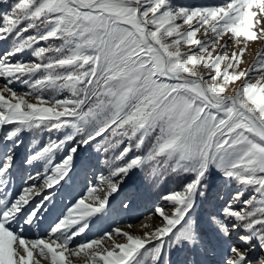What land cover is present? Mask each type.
<instances>
[{"label": "snow or ice", "instance_id": "1", "mask_svg": "<svg viewBox=\"0 0 264 264\" xmlns=\"http://www.w3.org/2000/svg\"><path fill=\"white\" fill-rule=\"evenodd\" d=\"M252 41L264 0H0V264H264Z\"/></svg>", "mask_w": 264, "mask_h": 264}, {"label": "rangeland", "instance_id": "2", "mask_svg": "<svg viewBox=\"0 0 264 264\" xmlns=\"http://www.w3.org/2000/svg\"><path fill=\"white\" fill-rule=\"evenodd\" d=\"M177 2L179 3H185V4H189V5H199V4H203L206 2H219V0H177ZM196 38H200V34L197 33V37ZM189 47H193L191 45L188 46H184L182 48V51H186ZM241 48H243L244 46L241 45ZM233 51H237V57L238 60L240 62V66L244 67V68H248L250 67L251 64H253L256 59H257V55L264 51V42H260V41H252L249 42V46L244 49L243 54L241 55L239 50L236 48H230L229 49V55H231V53ZM236 61H234L235 63ZM222 69H223V64L221 65ZM259 70V67H258ZM231 71V70H229ZM4 86V81L3 79H0V88H2ZM13 88H15L18 92L21 91H26V89H22L21 86L17 83V84H13L12 85ZM230 87V84H229ZM6 96L8 95L7 93L5 94ZM30 139V135L28 133L24 134V140L25 143L28 142V140ZM21 151H23V149H21ZM87 202V201H86ZM150 210V204L149 205H145L142 206L138 211L128 215V216H123L121 218H119L118 221L114 222L113 220L109 219L107 221H97V223L92 227L91 231L87 234L86 237L83 238H79V239H92V238H99L100 235H102L104 232L108 231L110 228H115V227H122V228H127L129 226V224L132 225L131 230L132 231H142L143 228L141 226V223L138 221L137 217L140 215V213H147ZM54 219L53 217H50L41 227V233L43 231H45L47 229L48 224L51 222V220ZM145 223H158V221H156L154 218L152 217H145L144 220ZM83 255V254H82ZM74 261L76 258H72ZM81 264H90V261H88L86 259V261L81 262Z\"/></svg>", "mask_w": 264, "mask_h": 264}]
</instances>
